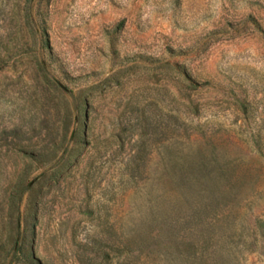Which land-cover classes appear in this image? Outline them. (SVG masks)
Here are the masks:
<instances>
[{
	"label": "rangeland",
	"instance_id": "obj_1",
	"mask_svg": "<svg viewBox=\"0 0 264 264\" xmlns=\"http://www.w3.org/2000/svg\"><path fill=\"white\" fill-rule=\"evenodd\" d=\"M0 264H264V0H0Z\"/></svg>",
	"mask_w": 264,
	"mask_h": 264
}]
</instances>
